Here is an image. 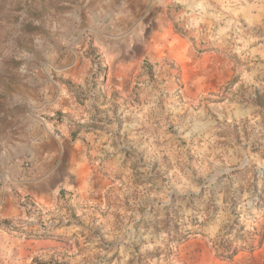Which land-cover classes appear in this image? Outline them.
<instances>
[{
    "label": "rangeland",
    "instance_id": "rangeland-1",
    "mask_svg": "<svg viewBox=\"0 0 264 264\" xmlns=\"http://www.w3.org/2000/svg\"><path fill=\"white\" fill-rule=\"evenodd\" d=\"M209 228L264 240V0H0V264Z\"/></svg>",
    "mask_w": 264,
    "mask_h": 264
},
{
    "label": "crops",
    "instance_id": "crops-1",
    "mask_svg": "<svg viewBox=\"0 0 264 264\" xmlns=\"http://www.w3.org/2000/svg\"><path fill=\"white\" fill-rule=\"evenodd\" d=\"M76 179L78 180L75 184L83 196L87 192V182L84 178ZM174 240L175 244L172 251L168 249L167 255L175 264H264V240H261L259 245L257 244L258 246L251 250L253 253L248 257L243 255L245 251L242 250L233 254H230L231 250H227L224 255L222 250L218 248L219 231L215 228L199 231L196 235L180 236ZM126 244V242L118 244L117 251L120 254L122 249H126L124 255L122 253V257L118 258L120 264H132V255L137 250L135 246H126ZM116 258L114 257L109 264H115Z\"/></svg>",
    "mask_w": 264,
    "mask_h": 264
},
{
    "label": "bare ground",
    "instance_id": "bare-ground-1",
    "mask_svg": "<svg viewBox=\"0 0 264 264\" xmlns=\"http://www.w3.org/2000/svg\"><path fill=\"white\" fill-rule=\"evenodd\" d=\"M168 54H172V49L171 48L168 49ZM178 62L180 63V61H178Z\"/></svg>",
    "mask_w": 264,
    "mask_h": 264
},
{
    "label": "trees",
    "instance_id": "trees-1",
    "mask_svg": "<svg viewBox=\"0 0 264 264\" xmlns=\"http://www.w3.org/2000/svg\"><path fill=\"white\" fill-rule=\"evenodd\" d=\"M168 235H170L169 232H168ZM170 239H171V240H172V239L174 240V239H178V238H177L176 235H175V236L171 237Z\"/></svg>",
    "mask_w": 264,
    "mask_h": 264
}]
</instances>
